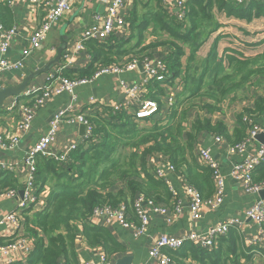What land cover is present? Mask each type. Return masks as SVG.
I'll return each instance as SVG.
<instances>
[{"label": "trees", "instance_id": "obj_1", "mask_svg": "<svg viewBox=\"0 0 264 264\" xmlns=\"http://www.w3.org/2000/svg\"><path fill=\"white\" fill-rule=\"evenodd\" d=\"M152 3L155 6L150 8ZM138 7L142 8V15ZM9 13L7 5L0 4L3 28H10ZM218 14L249 23L264 18V0H250L242 6L233 0H186L182 20L166 10L160 0H133L124 17L127 33L113 34L102 42L84 43L91 57L89 64L82 69H64L63 76L91 78L100 67L163 46L167 50L163 61L169 73L166 81L169 86L178 81L181 91L175 88L174 102L167 108L161 101L166 92L159 88L160 82L152 81L147 85L145 97L158 102V113L136 119L134 112L124 105L116 111L109 108L92 123L91 139L79 143L66 162L37 158V192L44 186L50 192L42 211L32 213L28 208L22 212L23 229L33 241L32 248L23 261L9 264H79L75 244L79 235L89 247L101 246L109 257L121 254L125 247L115 233L108 227L93 225L88 218L96 206H117L122 202L130 205L139 195L169 206L171 192L167 184L156 178L149 167L152 155L167 159L203 200L212 197L215 189L212 171L195 151L198 137L205 132L229 141L231 136L223 123H212L211 116L243 87L256 90L264 86V39L260 43L261 54L245 56L239 50H229L217 58L211 52L202 63H195V52L220 27ZM148 26L157 40L142 47ZM132 40L136 42L129 46ZM255 100L252 108H245L237 116L232 145L245 138L248 129L242 121L245 113L255 115L257 122L260 120L264 125V91ZM192 113L195 115L190 119ZM184 123H189L188 128ZM253 178L255 182L264 180V163L256 168ZM10 189L19 191L22 185L12 172L0 171V192ZM132 221L135 223L136 218ZM9 241L10 238H4L0 245ZM255 251L261 249L247 247L242 234L230 229L210 250L186 244L176 251L163 249L162 253L173 264H244Z\"/></svg>", "mask_w": 264, "mask_h": 264}, {"label": "crops", "instance_id": "obj_2", "mask_svg": "<svg viewBox=\"0 0 264 264\" xmlns=\"http://www.w3.org/2000/svg\"><path fill=\"white\" fill-rule=\"evenodd\" d=\"M109 2L110 0H72L70 10L64 13L58 23L51 29L39 49L29 54L24 62V66L19 70L14 69L7 71L6 74L0 76V89L5 87L16 88L30 73L36 74V72L40 71V73L28 81L24 92L19 96L10 97L6 100L3 107L0 108V134L7 135L8 137L16 136L19 140L17 146L13 150L8 151L0 148V162L10 165V168L6 171L12 172L15 177L18 178L20 185H23L27 171L23 159L33 143L46 134L49 123L53 119L52 116H54L58 110L70 104L76 113L87 115L92 123H94V121H96L95 118L97 116H102L107 109H111L113 104L125 106V97L116 87L117 80H124L128 84L135 83L139 86L143 85L144 74L143 70L140 71L139 68L137 71L131 73L123 72L118 77L114 75L99 77L90 84L76 87L73 100H70L69 95L65 92L55 95L50 101L34 111L27 130L20 128V124L24 121L21 107L29 103V100L24 97L25 92L43 86L47 77L53 73L60 64L65 63L66 59H68L67 57L72 54L75 41L83 32H86L93 26V16H104ZM0 4H6L10 9V18L7 19V23L10 22V28L13 27L15 30L10 42V49L3 58H8L10 61L15 62L20 59L22 51L27 48L30 34L41 22L43 12L41 10L36 12V10L31 9V7L29 8L27 0H12V2L9 3L10 5H8L7 0H0ZM124 4L127 5L121 12L123 17L131 10L133 0L131 2L124 0ZM154 6V3L150 4V8ZM138 9L142 15V8L138 7ZM172 13H176L175 9ZM216 18L220 27L216 32L210 35L195 52L196 64L199 62L202 63L211 52L214 53L217 58L223 57L229 50H239L240 53L245 56L261 54L263 47L260 43L264 39V18L253 19L249 23L235 18H228L222 14L216 15ZM1 25L4 26L0 19V27H2ZM151 30L152 27L148 26L145 35H149ZM155 40L157 39L153 37V40L146 44L144 43L142 47L151 42L153 43ZM88 41L91 40L85 42ZM64 42L67 46L65 52L61 56L60 63L56 67L46 70L45 66L54 59L57 49L62 47ZM135 42L136 40H132L129 46L134 45ZM141 55L130 59L126 58L125 61L116 64H124L131 59H136L138 66L140 64L143 69V63L146 60L151 62L163 61V59L167 57V50L166 47L155 46V48L149 49L148 52ZM196 57L198 60H196ZM90 59L89 52L83 47V49L75 55L68 70L82 69L86 64H89ZM183 61L185 62V58H183ZM168 77L169 73H166L160 81H156L160 82L159 88L166 92L165 96L161 97V101L164 105H166L168 97L171 95L174 102L175 88H177L178 92L181 91L178 81L176 80L172 83V86H169V83L166 81ZM263 91L264 86H260L256 90L252 87H243L220 104L221 110L211 116L212 123H223L227 134L231 136L229 141L222 137L223 142L217 145L214 142L217 135L209 136L205 132L201 133L198 137V144L195 148L196 154H198L201 149L209 150L211 155L217 160L219 170L223 176L225 192L222 204L215 210H205L201 219L192 222L187 214L188 209L184 192V186L187 184L184 178L181 174L176 172L167 173L166 176L171 181V186L176 191L177 198L182 202V213L177 217H172V221L168 223L167 217L172 216L170 212L166 215L149 212L147 234L138 238H134L127 229L118 226H108V228L115 233L117 240L125 247V250L117 256L109 257L106 255L111 264H116V262L126 257L131 258L130 264H140L146 259L150 244L157 235L163 234L171 237H181L191 230L204 233L208 228L224 222L229 218H236L244 223L241 227V234L247 247L251 246L261 249V252H251L252 256L250 261L244 264H264V234L260 235L258 228L255 227L256 225L248 223L245 216V210L258 196L244 193L241 186L230 176L234 165L240 163L250 150L257 148L260 144L254 140V142L246 144V150L242 153H237L232 156L227 153V147L235 140L234 130L237 128V116L242 115L245 108H252L256 101L255 98L257 96L260 98L263 95ZM147 93L148 90L146 86L143 98L149 99L145 97ZM13 103L17 104V106L11 109ZM193 115H195V113L191 114L190 119L194 118ZM51 117L52 119L50 120ZM258 122L262 125V121L259 120ZM184 124L185 128H188L189 123ZM79 127L77 128V132H79V135H82L80 134ZM75 130V127H71L68 124H60L55 140L49 146L50 151L57 155L65 145H69L75 138ZM246 134L247 131L245 132V136ZM161 161H165L162 155L151 156L149 159L150 169H153V166L157 167ZM166 162L169 161L166 159ZM49 192L50 188L44 186L43 189L37 193L42 195L45 202ZM17 204V199L14 198L0 199V214L4 215L14 212L17 208ZM29 208H31L32 213L39 212V206H30ZM102 225L103 223L101 222V224L96 226ZM8 230V224L0 222V241L9 237L7 235ZM23 235L27 234L25 231L19 229L17 232V239H20ZM27 236L30 237L29 235ZM75 244L79 264H98L101 253L105 254L101 246L89 247L80 235L77 237ZM0 264H5V262L0 259Z\"/></svg>", "mask_w": 264, "mask_h": 264}, {"label": "built area", "instance_id": "obj_3", "mask_svg": "<svg viewBox=\"0 0 264 264\" xmlns=\"http://www.w3.org/2000/svg\"><path fill=\"white\" fill-rule=\"evenodd\" d=\"M132 0H128L131 2ZM236 5L242 6L250 0H233ZM12 0H7L8 5ZM162 6L168 10L173 11L178 9L175 13L178 20H182L185 12L186 0H160ZM72 0H27L29 8L41 10L43 17L38 26L32 31L28 39L27 48L22 51V56L19 60L13 62L8 58H3L10 49V42L15 33L14 28L0 27V76L14 69H21L29 54L39 49L42 42L46 39L51 29L62 18L63 14L68 12L71 8ZM127 4L124 0H110L106 14L104 16L94 15L93 26L83 32L81 36L75 41L72 54L68 56L65 63L51 73L43 86L27 90L24 97L29 100L21 107L23 112L24 121L20 124V128L27 130L29 122L36 109L43 106L46 102L50 101L55 95L63 92L67 93L70 100L75 97L74 90L76 87L90 84L99 77L114 75L118 77L123 72H134L138 70V62L136 59H131L124 64H113L106 67H100L93 74L91 78H75L70 79L62 75L64 69L69 68L75 55L83 49V44L87 40L102 42L113 34H125L128 32L127 24L124 21L121 12ZM168 74L166 65L163 61H148L143 63V85L139 86L135 83L128 84L124 80H117L116 87L123 93L125 97V106L130 111L134 112L136 119L150 118L160 111L158 102L152 99L143 98L145 88L151 81H160L165 74ZM18 104V102H17ZM14 104L11 109L17 106ZM173 104L172 95L168 97L165 107ZM135 107V110L132 109ZM113 111L120 110V105L113 104L111 106ZM242 121L248 126L245 138L235 144L227 147L229 155L242 153L246 150V144L254 142L257 134L264 131V126L257 122L255 115L244 114ZM65 123L71 127H75L74 140L65 145L62 150L57 154L50 151V144L54 142L56 133L60 124ZM83 126L84 130L82 135H79L77 128ZM93 124L90 118L83 113H76L70 104L58 110L53 119L49 123L46 134L40 137L28 150L24 160L27 167L25 174V181L20 191L15 189L5 190L0 192V199L14 198L17 199V208L10 214H0V222L6 223L9 226L7 235L10 241L0 245V259L5 264L13 262H21L27 257L32 248V239L27 235H23L17 239V232L19 229L23 230L22 225V212L30 206H39V211L44 207V199L41 194L37 193L36 187V161L38 157H44L47 160H55L57 162H66L72 152L77 149L79 143L90 140L93 135ZM19 140L16 136L8 137L7 135L0 134V148L3 150H13ZM215 144L219 145L223 142V138L216 136L214 139ZM155 156V155H152ZM199 160L212 171V179L214 183V194L208 200H203L198 191L192 186L185 185V199L188 209V216L192 222L201 219L205 210H215L223 202L224 198V184L223 176L219 170L217 160L211 155L209 150L201 149L198 153ZM264 163V145H259L257 148L250 150L244 159L234 165L230 176L236 183L241 186L244 193L249 195L258 196L259 192L264 190V180L254 181L253 172L256 168ZM10 168L9 164L0 162V171H6ZM152 171L154 176L158 179H164L169 191L171 192V201L169 206L157 204L153 200L146 198L144 195L137 196L130 205L120 203L117 206L99 205L96 206L90 216L89 220L93 225L102 226H118L127 229L131 232L134 238H138L147 234L149 226V212L155 214L166 215L168 212L172 214L167 217V222L172 221V217H177L182 213V202L177 198V193L171 186V181L167 178L166 174L175 172V168L169 162L161 161L160 164L153 166ZM19 192H22L19 195ZM246 219L253 225H256L259 234L263 235L262 226L264 225V200L259 196L254 199L253 203L245 210ZM133 217L136 218L134 223ZM243 222L236 218H229L224 222L218 223L201 233L195 230L186 232L181 237H171L167 235H157L151 242L147 251L146 259L140 264H173L170 259L162 253L163 249L176 251L186 244L199 247L201 249H212L216 247L219 237L226 235L230 229H236L241 233ZM15 237V238H14ZM98 264H111L107 259L106 254L101 253L99 256Z\"/></svg>", "mask_w": 264, "mask_h": 264}, {"label": "water", "instance_id": "obj_4", "mask_svg": "<svg viewBox=\"0 0 264 264\" xmlns=\"http://www.w3.org/2000/svg\"><path fill=\"white\" fill-rule=\"evenodd\" d=\"M175 12H178V9H176ZM66 46H67V44L64 42L63 46L57 49V53H56V56L54 57V59L51 62H49V64H47L45 66L46 70L47 69L49 70L52 67H56L60 63L61 56L65 52ZM138 68H139L140 71L143 70L140 64H139ZM40 69H41V67H40ZM38 73H40V71L36 72V74L30 73L23 80V82L19 86H17L16 88L5 87L3 89H0V108L3 107V105H4V103L6 102L7 99H9L10 97L19 96L22 92H24L26 87H27L28 81L30 79H32ZM52 117L50 118V120L52 119ZM79 130H80V134H82L83 130H84V127L81 125L79 127ZM255 140L259 144L264 145V131L259 133V134H257V136L255 137ZM21 194H22V192H19V195H21ZM258 196H259L260 199L264 200V190L260 191ZM247 222L250 223L249 220H247ZM255 227L258 228L257 226H255ZM130 263H131V258H128V257L123 258L122 260L116 262V264H130Z\"/></svg>", "mask_w": 264, "mask_h": 264}, {"label": "rangeland", "instance_id": "obj_5", "mask_svg": "<svg viewBox=\"0 0 264 264\" xmlns=\"http://www.w3.org/2000/svg\"><path fill=\"white\" fill-rule=\"evenodd\" d=\"M153 40V37H151V34L149 35H145V41L144 43H148L149 41ZM196 60H198V58L196 57ZM184 62V61H183ZM185 63V62H184ZM48 195V194H47Z\"/></svg>", "mask_w": 264, "mask_h": 264}, {"label": "clouds", "instance_id": "obj_6", "mask_svg": "<svg viewBox=\"0 0 264 264\" xmlns=\"http://www.w3.org/2000/svg\"><path fill=\"white\" fill-rule=\"evenodd\" d=\"M254 172H255V171H254ZM254 172H253V173H254ZM258 195H259V194H258ZM25 210H26V209H25ZM23 212H24V211H23Z\"/></svg>", "mask_w": 264, "mask_h": 264}]
</instances>
